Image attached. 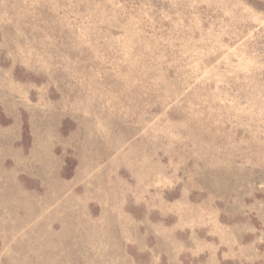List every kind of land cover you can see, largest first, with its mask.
<instances>
[{"label": "rangeland", "instance_id": "374dc122", "mask_svg": "<svg viewBox=\"0 0 264 264\" xmlns=\"http://www.w3.org/2000/svg\"><path fill=\"white\" fill-rule=\"evenodd\" d=\"M0 264H264V0H0Z\"/></svg>", "mask_w": 264, "mask_h": 264}]
</instances>
